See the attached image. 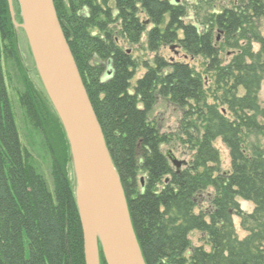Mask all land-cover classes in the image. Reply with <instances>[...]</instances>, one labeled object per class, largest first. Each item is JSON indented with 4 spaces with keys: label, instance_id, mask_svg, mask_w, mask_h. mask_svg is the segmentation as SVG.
I'll list each match as a JSON object with an SVG mask.
<instances>
[{
    "label": "trees",
    "instance_id": "16d2710c",
    "mask_svg": "<svg viewBox=\"0 0 264 264\" xmlns=\"http://www.w3.org/2000/svg\"><path fill=\"white\" fill-rule=\"evenodd\" d=\"M53 3L118 172L145 263L264 264V150L248 154L243 147V134L264 137V108L258 102L264 81V36L259 27L264 0H243L203 17L196 11L189 22L186 8L173 0ZM4 6L0 58L4 41L9 42L4 51L18 48L9 7ZM14 9L21 23L16 0ZM215 32L222 34L223 42L216 43ZM143 36L150 53L173 45L201 57L204 74L223 87L220 105L207 103L201 73L158 54L142 64L145 73L131 87L139 64L118 42L138 45ZM226 48L238 50L230 61L222 57ZM41 93L31 100L23 95L21 103L32 120L39 116L35 125L50 128L54 139L53 192L21 147L0 63V264H85L69 144L43 88ZM158 98L183 110L186 131L200 134L194 138L187 133L195 142V154L190 166L179 172L161 150L168 136L149 117ZM191 102L194 107H189ZM196 109L202 133L185 122L193 116L188 110ZM217 139L229 151L228 173L219 168ZM209 188L213 196L208 211L196 213L198 197ZM237 198L252 202V213L244 214ZM234 215L241 217L247 232L243 239L237 237ZM193 231L206 236L210 251L191 247ZM100 264H106L102 252Z\"/></svg>",
    "mask_w": 264,
    "mask_h": 264
},
{
    "label": "water",
    "instance_id": "95a60500",
    "mask_svg": "<svg viewBox=\"0 0 264 264\" xmlns=\"http://www.w3.org/2000/svg\"><path fill=\"white\" fill-rule=\"evenodd\" d=\"M8 0L16 28L23 30L40 83L66 135L85 264H146L124 190L53 0ZM174 48V47H172ZM179 172L185 161L168 154Z\"/></svg>",
    "mask_w": 264,
    "mask_h": 264
},
{
    "label": "rangeland",
    "instance_id": "374dc122",
    "mask_svg": "<svg viewBox=\"0 0 264 264\" xmlns=\"http://www.w3.org/2000/svg\"><path fill=\"white\" fill-rule=\"evenodd\" d=\"M176 5H182L187 10L186 22L193 20L198 11V17H203L204 14L215 10H221L223 8H229L236 6L243 0H173ZM245 1V0H244ZM8 0H0V6L5 7L6 4L9 7ZM10 11V10H9ZM11 15V14H10ZM12 18V17H11ZM141 20L144 22L146 16L141 14ZM13 22V21H12ZM20 24L19 21L16 20ZM152 26H149L151 28ZM259 27L262 36H264V19L259 22ZM17 34V46L18 48L3 50V46H9L4 41L2 46V53L0 58L1 68L4 74V81L6 90L9 96V100L12 105L15 121L17 124L20 143L23 151L28 154L29 158L27 161L33 165L36 170L43 176L44 180L51 192H53V180L51 176L53 158H55L56 151L53 150L55 146L54 139L51 136L50 128L47 126L46 129L42 128L43 123H39L38 126L35 122H38V117L32 116L33 120L29 117L26 112V108L21 103V97L28 95L29 99H34L36 95L42 96V85L40 83L38 74L33 64V60L28 48V44L24 34L20 28L15 27ZM214 38L216 43L223 42V36L219 32H215ZM146 36L141 38V42L138 45H129L121 40L118 44L124 49L131 51L133 57L137 60L139 67L136 70V74L131 81V87L136 84V81L143 76L145 69L142 66L144 62H152L157 56L164 57L168 61H179L188 64L190 67L195 69L197 72L202 74L205 84V90L207 95V103H214L220 105V98L222 97L223 87L215 86L214 78L211 74L205 73V61L201 57H192L186 54L181 48L173 45H164L160 48L157 54L150 53L146 50ZM175 45V44H174ZM174 47V48H172ZM252 50L257 52L259 45L252 44ZM238 53V50L226 48L222 54L223 60L230 61L232 57ZM29 81V82H28ZM243 93L242 90L239 92ZM258 102L261 108H264V81L261 83L260 91L258 94ZM189 107H194L192 102ZM227 107H223L226 111ZM192 111L193 116L185 122L194 123V125L200 129L202 133V120L201 116L197 114L196 110ZM226 116H229V111H226ZM150 120L157 126L161 134L167 135L168 142L161 146V150L164 154L168 155L171 153L176 159L185 161L186 166L182 167V170L188 168L193 160L195 150L194 143L190 142L188 134L194 138L200 137L197 131H192L184 127L183 118L184 113L179 107L170 103L167 99L158 98L153 110L151 111ZM41 124V125H40ZM51 125V124H50ZM51 141V142H50ZM214 147L219 151L220 154V171L228 173L231 170V160L229 157V151L226 146L222 143L221 139L214 141ZM243 147L246 149L248 154H251L255 149L264 150V137L256 134H243ZM175 169V168H174ZM142 177V174H140ZM213 196V190L209 188L207 191L201 194L197 200V208L195 212L198 213L201 210L208 211L210 207L209 199ZM239 208L244 214L252 213L254 205L250 201H246L242 198H237ZM233 223L235 226L236 234L239 239H243L247 232L241 227V217L234 215ZM191 247L202 246L206 251H210L211 245L204 234L198 231H193L189 235ZM191 250L186 252V257H189Z\"/></svg>",
    "mask_w": 264,
    "mask_h": 264
},
{
    "label": "bare ground",
    "instance_id": "6f19581e",
    "mask_svg": "<svg viewBox=\"0 0 264 264\" xmlns=\"http://www.w3.org/2000/svg\"><path fill=\"white\" fill-rule=\"evenodd\" d=\"M170 162H171V160H170ZM171 164H172V163H171ZM172 166L175 168V170H177L176 167H175L174 165H172ZM183 166H184V165L181 166V169H182ZM181 169H180V170H181Z\"/></svg>",
    "mask_w": 264,
    "mask_h": 264
}]
</instances>
